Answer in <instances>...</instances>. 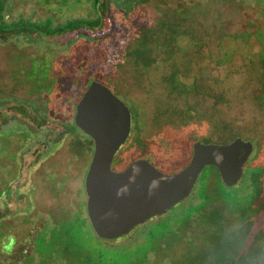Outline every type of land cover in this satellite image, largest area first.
<instances>
[{
    "label": "rangeland",
    "instance_id": "rangeland-1",
    "mask_svg": "<svg viewBox=\"0 0 264 264\" xmlns=\"http://www.w3.org/2000/svg\"><path fill=\"white\" fill-rule=\"evenodd\" d=\"M6 15L53 26L96 18L91 0H7ZM109 16L111 25L105 21L106 32L96 36L0 41V110L21 104L51 121L39 131L15 116L0 122V229L9 225L22 240L44 223L36 244L53 247L58 240L57 264H220L233 247L215 245L221 240L208 232L205 218L223 210L224 241L258 239L252 250L259 256L250 263L264 264V0H110ZM92 79L131 115L129 139L112 171L148 159L171 175L189 163L196 142L241 139L253 149L238 184L223 187L206 167L183 206L125 239L98 238L84 189L93 146L78 130L64 140L61 134L74 126L75 107ZM256 192L263 204L254 202L248 213L256 229L248 235L231 197L241 201Z\"/></svg>",
    "mask_w": 264,
    "mask_h": 264
},
{
    "label": "water",
    "instance_id": "water-1",
    "mask_svg": "<svg viewBox=\"0 0 264 264\" xmlns=\"http://www.w3.org/2000/svg\"><path fill=\"white\" fill-rule=\"evenodd\" d=\"M75 124L94 143L84 181L86 209L95 235L104 241L123 238L135 227L171 211L190 196L206 167L217 169L224 186L235 187L252 153V144L241 139L225 145L196 142L188 165L175 174H162L148 159L114 172L112 162L130 134L131 115L99 83H92L77 104Z\"/></svg>",
    "mask_w": 264,
    "mask_h": 264
},
{
    "label": "trees",
    "instance_id": "trees-1",
    "mask_svg": "<svg viewBox=\"0 0 264 264\" xmlns=\"http://www.w3.org/2000/svg\"><path fill=\"white\" fill-rule=\"evenodd\" d=\"M91 2H92V7L96 13L95 19H75V20L67 22L64 25L53 26L50 20H46L44 22H31L25 19L9 21L6 15L7 0H0V41L5 43V42L10 41L14 37H19L22 35L38 36L40 38H60V37H63L69 34L72 35L78 32H88V33L93 34V36H96L102 32H106V30L103 29L104 22L107 21L108 25L109 26L111 25V23L109 22V18H110L109 2L110 0H91ZM4 115L18 117L21 120L25 121V123H27L29 126L35 128L38 131L42 129H47V128L49 129L51 127L50 126L51 122L48 118L37 114L36 112L31 110L27 106H24L21 104L9 105L5 107L4 111L0 110V122L1 123H4L7 119L5 118ZM68 126L62 127L61 129V134H63V137H62L63 140L68 134H70V132L74 133V131L76 130L75 125L74 126L68 125ZM186 166H184L182 169H184ZM211 168L215 169L216 172L218 173L216 168L214 167H211ZM255 181H256V178L253 177V182L255 183ZM222 186L227 188L226 186H224L223 183H222ZM230 194L235 195L233 193H230ZM230 194L223 192V195L225 196H230ZM259 195H260V192H256L248 196V198L242 199L241 201L235 199V197H231V200L234 206V211H236L235 213H237L238 216L240 217V220H241L240 223L244 224L243 225L244 227H242L243 229L241 231L247 230V232H250V234L248 235H253L256 231L255 226H252V227L249 226L250 224H252V219L249 218L250 215L248 216V213L252 212V206L254 202L257 201L259 205L263 204L261 203ZM185 200L181 202L182 206L186 202ZM180 204H178L175 208L179 207ZM220 212L223 214L226 213L223 210H221ZM220 212L214 211L212 212V214L208 215L207 218H205L208 221V225H207L208 232L212 233L211 236L217 237L218 235V237L221 240L219 242H215V245L219 246L222 251H225L228 249L232 250V247H233V251L231 255L229 256V259H226L223 256L222 257L223 262L220 261V264H251L252 262H255L259 256V253H255L257 250L256 251L252 250V247L255 246V244L258 242V239H255L254 243L252 244L246 243L245 240L237 241V242H234V241L229 242L227 240L224 241V238H223L225 234L224 233L225 229L223 228L224 220L222 217H219L218 213ZM249 219H251V221ZM206 220H203L204 223H206ZM254 224L255 223L253 222V225ZM248 235L246 234V237ZM262 235L264 236V232H262ZM248 239H250L249 236L248 238H246V240L248 241ZM119 240H122V239H119ZM74 248H78V247H74ZM213 248L214 250L212 252L210 251L208 252V257H211V260L215 259L214 253L218 247L217 248L213 247ZM63 250L65 251V249ZM46 251L48 254L49 251L48 250ZM86 257L87 256H85V258ZM208 257L207 255L204 254V256H202L200 259L205 260ZM84 262L86 263L87 261H84ZM101 262L102 261L99 260L96 263L102 264Z\"/></svg>",
    "mask_w": 264,
    "mask_h": 264
},
{
    "label": "flooded vegetation",
    "instance_id": "flooded-vegetation-1",
    "mask_svg": "<svg viewBox=\"0 0 264 264\" xmlns=\"http://www.w3.org/2000/svg\"><path fill=\"white\" fill-rule=\"evenodd\" d=\"M92 83H99L97 81V79H92L91 83L88 85V87H86L83 92L82 97L84 96L85 92L87 91V89L89 88V86ZM100 84V83H99ZM81 97V98H82ZM81 98L79 99V102L81 100ZM78 102V103H79ZM77 106V105H76ZM75 112H76V107H75ZM51 122V121H50ZM74 123H75V116H74ZM75 131H79L81 132L77 127L76 124ZM74 131V132H75ZM131 132V130H130ZM87 139L88 141H90V143L93 146V152H94V143L93 140L88 137L87 135H85L83 132H81ZM76 134V133H74ZM130 135V134H129ZM129 137V136H128ZM129 138H127L125 144L127 143ZM125 144L122 146L124 147ZM252 149H253V145H252ZM117 154V153H116ZM115 157V156H114ZM134 162V161H133ZM132 162V163H133ZM151 162V161H150ZM113 163V162H112ZM131 164V163H130ZM129 164V165H130ZM128 165V166H129ZM127 166V167H128ZM126 167V168H127ZM125 168V169H126ZM123 170H118L117 172H122ZM175 174V173H173ZM172 175V174H171ZM85 181V180H84ZM85 189V187H84ZM86 194V193H85ZM31 196V195H30ZM31 199V197H30ZM87 202V201H86ZM87 212V209H86ZM157 217L151 219V220H155ZM55 223L57 224V219L55 220ZM90 223V222H89ZM37 224V223H34ZM44 223H39V225L35 226L34 229L33 227L28 231V234L22 239V240H17L16 234L14 232L13 228H10V226L8 225L6 231L5 228H2V230L0 229V264H40L42 263L44 260H48V261H53L55 264H57L58 260L61 258V250L59 248V241L55 239L54 243H53V247H46V245H40V247L37 246L36 241L37 239L40 241V237H38V233L39 230H41V226ZM58 226V225H57ZM60 228V227H59ZM92 228V227H91ZM61 229V228H60ZM93 230V229H92ZM94 232V231H93ZM129 235V234H128ZM128 235H126L125 237H127ZM123 237V238H125ZM122 239V238H119ZM118 240V239H117ZM59 248V249H58ZM39 249V250H38ZM41 249V250H40ZM48 250L49 253L47 254V256L42 257L40 255H43L45 253V251ZM43 251V252H42ZM60 255V256H59ZM48 257V258H47ZM59 258V259H58Z\"/></svg>",
    "mask_w": 264,
    "mask_h": 264
}]
</instances>
